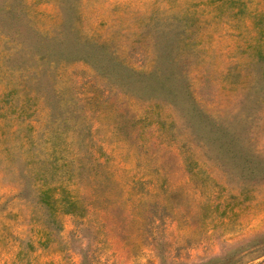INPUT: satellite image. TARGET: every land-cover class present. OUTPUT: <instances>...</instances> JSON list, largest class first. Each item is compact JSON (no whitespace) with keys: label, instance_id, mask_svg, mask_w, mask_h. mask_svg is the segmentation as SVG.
I'll use <instances>...</instances> for the list:
<instances>
[{"label":"rangeland","instance_id":"374dc122","mask_svg":"<svg viewBox=\"0 0 264 264\" xmlns=\"http://www.w3.org/2000/svg\"><path fill=\"white\" fill-rule=\"evenodd\" d=\"M0 264H264V0H0Z\"/></svg>","mask_w":264,"mask_h":264}]
</instances>
